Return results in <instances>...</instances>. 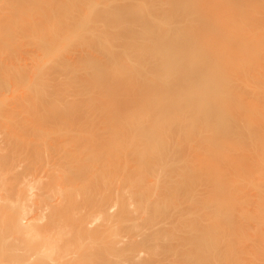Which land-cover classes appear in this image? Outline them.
Segmentation results:
<instances>
[{
	"label": "bare ground",
	"instance_id": "bare-ground-1",
	"mask_svg": "<svg viewBox=\"0 0 264 264\" xmlns=\"http://www.w3.org/2000/svg\"><path fill=\"white\" fill-rule=\"evenodd\" d=\"M9 1L12 5L4 14L5 18L0 21L1 38H10L12 40V36L16 34L18 29L20 35L28 34L37 36V33L34 31L35 25H42L44 17L41 19L40 16L34 18L33 16L35 14H44L41 11V0L30 2L29 8H20L21 12H27L29 9L31 12L30 18L19 16L18 14L9 18L13 15V12L12 15L8 17L11 24H6L5 20H8L6 17L19 7V5H16V0ZM223 1L224 5L218 8V13L209 16L212 28L219 33L217 36L207 40L205 25L197 27L201 24V21L206 18V11L211 9L205 6L204 0H192L190 4L185 3L183 5L172 4L171 0H148V5L139 11L131 8L130 4H125L119 8V19L117 21H133L140 31L139 34H136L135 31L129 33L127 36L128 39L122 44V47L119 45V48L121 47L120 49L122 50L117 49L118 51L112 52L104 62L102 59L92 61L89 57L91 45L93 43L88 40V38L84 41H79V43H74L76 46H74V44L72 45L77 51L71 49L68 54L74 51L75 53L65 57L64 55L56 56L55 59L53 55L48 59L47 52L56 47L57 43L52 44L49 39H41L34 43L36 44L35 47H37L32 48L33 51L36 50V52L34 51L35 55H30V53H28L30 56H33V59H36V61L35 59L34 61L32 58L30 59L33 63H37V61L40 63L44 61L45 63V61L48 62L51 58H53L51 60L55 61L52 64L53 67H51V70H43L42 68L39 70L40 68H38L37 72L35 71L36 68L31 71L27 69L31 74L33 72L32 75L28 74L30 75L29 78H31V76H35L36 78L38 75V77L45 79L48 76L51 77V74L57 73V70L63 71L68 77L69 73L72 72L74 68L76 70V64L78 65L80 60H82L83 64L86 66V70L91 73L90 77H86L87 79L94 77L97 70H100L98 85L101 89L100 96L104 98V101L101 102L103 104H101L100 107L108 109L114 106V102L105 103L111 96V91L103 85L104 74L106 72L108 73L111 67L110 74L108 73V75H113L116 78L113 84H115L120 91L125 87H130L132 83H126L125 80L121 79L123 78L121 74H130L127 68L131 67V65L133 66L139 58V63L143 70L141 75L145 78V81L139 88L142 89L144 93L143 95L135 97L133 101L137 110L135 114L132 109L124 108L122 115H124L126 128L120 127L117 129L116 122L114 121L108 123L110 128L114 130V142H104L101 139L100 141L99 138L102 133H99L98 138L96 135L99 131H96L97 133L94 131L96 133L94 136L91 134V131L90 133L87 132L90 134H88L89 136L92 135L91 138L88 136L87 138L86 135H81L85 137L83 138V142H81L82 140L79 141L80 137L79 140H77L75 137V135L78 134L75 129L76 127L74 126V128L71 129V126L75 124L80 127L83 122H79V119L75 121L76 123L71 122L73 125L70 126L71 128H67L71 133L66 132V127L62 128L63 123H65V126H69L70 123L67 120L73 119L71 121H74L75 119H70L65 112H63V114L65 113L64 118L63 115H61L62 120L60 119L61 116L59 118L62 125L58 130H62L59 135H56L57 139H60L59 137L62 136L61 140L58 141L54 138L55 136H53V141L50 140L52 139L50 138L48 141L51 142H48L45 137L50 136L48 135L50 131L45 133L46 131L40 130L34 116L35 125L37 126V131L35 130L36 128H34V134L31 135L34 136V138L29 136L28 138H30V140H23L25 137L23 138V136L19 134L20 127L18 126L17 129V124L12 127L11 119H8V117L12 118V113L10 115H5L6 111L1 113L0 120H9L11 124L7 122V126L3 125L5 131L4 135L2 134L0 136V152L3 153L4 149L5 152L13 151L11 145L17 144V140L20 137L21 139H19V142L21 144L27 142L34 143V145L36 142L33 139L39 138L40 142L43 143H40L39 140L36 141L43 144L42 152L35 147L29 158L26 157L31 161V158L34 157V159H38L40 156L38 154L44 153L43 156L45 155L47 160V174L45 173L47 180L45 178L43 180L44 175L33 176L30 182H26L28 187H24V185L23 187L18 186L15 193L7 195V198L10 200L8 201V205L10 206H8L7 209L0 208V264H264L263 232L261 235L256 234L250 236L253 233H259L262 229L264 231V174L260 175L258 181L251 179V174L248 175L249 177L246 176L248 177L246 178L245 175L247 174L244 171L245 167L241 164L240 171L241 174L244 175L241 176L243 178L245 177L246 183L248 182V184H246V189L242 186L236 187L233 175L229 172L226 174L217 162L220 156L222 159H227L231 157L230 151L236 146L243 148L245 145L249 144V142H251L252 145L254 144L257 153L261 154L260 161H264V141L261 140L259 123H256L258 120L264 119L263 115L260 114V112L253 113L249 109L247 103L243 99L246 93L244 89L238 95L237 102L243 115L238 114V117H236L234 113H231L228 99L232 95L227 89L225 80L220 75V72L226 67H234L235 69L242 68L240 81L244 82L246 85L254 76L255 71H257L255 67H258V63L255 62L257 60L255 56L259 52H257V50H259L260 47L262 32L253 33L255 31H252L251 38H253V40H241L240 43L231 44L230 42L234 39L242 38L243 31L249 27L250 20L245 17V14L250 11V4L255 2L264 9V0ZM88 2H90V0ZM103 2L108 3V1ZM239 4H245V7H238ZM192 7L196 9L195 15H193L194 10ZM104 8L105 7L100 8L102 12L99 11L100 13L98 12L97 14L95 13L98 11V8L97 11H93L92 13L91 11H86L87 13L84 15L85 19L83 18L79 24L81 25L83 22L86 23L85 20L87 19L88 26L92 28L89 23H93L95 20H101L102 15L106 11ZM188 8L193 10V12L187 10L181 14L183 10ZM65 13L70 14L71 12L66 11ZM177 14L180 15L178 18L175 17ZM12 18L13 21L11 20ZM181 22L184 24L182 25ZM252 22L255 27H264L261 19L256 20L253 17ZM176 23L177 25L181 24V27L179 25V29L194 27L197 28V31L194 32L189 29L186 30L185 34L182 36L179 31H176L179 29H174L175 27H173ZM256 23L257 26L255 25ZM63 27H59L57 32L61 35L63 33L68 35L71 31V29H68L70 26L68 25L66 28V25H63ZM158 31L161 32L160 35L156 34ZM216 37H223V42L220 44L216 40ZM54 38L56 40V37ZM202 40H206L205 46H202ZM77 43L80 46H78ZM79 47L82 48L79 50ZM190 48H192V51H188ZM16 54H20V52H16L12 55L16 57ZM28 54L27 56H29ZM27 56H22V59L24 57L27 58ZM42 56H44L45 59H43ZM126 57H128L130 61ZM37 58L39 60H37ZM107 61L109 63H106ZM124 61L127 62L125 63ZM126 64L129 67L126 66ZM184 64H190L187 67L193 68L192 72L194 74L192 78H194V80L191 82L184 78L183 70L180 72V68ZM41 65L45 67L44 64ZM116 65L119 67H116ZM121 66L124 69H121ZM124 71L125 73H123ZM129 74L125 76H129L128 78L132 80ZM77 76H79V74ZM177 77L181 79L182 82L187 81L188 84L191 83L194 87H197V89L190 86L189 90H185L180 83V88L171 93L170 90L173 88L175 84L174 81ZM84 78L85 77L81 78V76H79L80 81ZM79 79L77 78V83ZM252 80H255V77H253ZM45 83L47 84L48 82L45 81ZM74 83L72 79L66 80L65 85L70 88L71 86L73 87ZM206 85L211 87L210 92H206L203 89ZM75 86L74 84V87ZM47 90L46 94L49 92V89ZM79 91L81 92L78 93V95L82 94V91L85 92L82 88H80L78 92ZM42 95L46 97L45 92ZM213 95H215V97H213ZM145 97L148 98V108L143 106ZM190 98H198V101L191 107L184 106L183 100ZM42 101L43 100H41V102ZM169 101H178V103L172 105L168 110V112L172 114L171 118L156 115L159 113L160 108ZM101 108L100 111L103 109ZM106 109L105 112H107ZM121 109H119L120 113H122ZM214 109L218 111V114L209 124L199 120L201 117L205 118L210 111ZM15 110L12 109V111L9 112L15 114L17 113ZM154 110H156L157 113H155ZM35 111L37 112V110ZM165 112L166 111H161V114ZM145 113H155L154 118L158 119L159 123L158 129L153 127L143 129L140 121L144 119ZM189 115H192V118H189ZM18 116H14L13 118ZM42 116L43 115H39L38 118ZM107 116L111 117V120L113 119L111 115L108 114ZM105 117V114H103L101 121H105ZM109 117H106V120L110 119ZM26 119L27 118H25V120L22 119L24 124L25 121L27 124L30 118ZM172 119L190 123L188 133H185L181 129L171 127L169 124ZM231 119L237 121L238 129L235 130L233 126L228 127V125L233 124ZM30 122L33 121L31 120ZM30 122L28 123V130L30 124L32 125ZM41 122L42 119L40 124ZM78 122L79 124H77ZM1 123L2 122H0V125ZM66 123L69 125H66ZM90 123L92 125L94 121ZM25 126L27 127V125ZM55 126L56 125H54V127L51 126L50 128H57ZM41 127L43 128L44 125ZM6 128L9 130L7 131ZM23 128L25 129V127ZM90 128L91 127L88 129ZM14 129L18 132V138ZM74 129L76 130V134H74ZM39 130L41 135L38 136L37 134H40V132H38ZM58 130L56 129V131ZM124 131H129V136L125 137ZM156 131L166 132L167 135H181V138L178 139L179 144L182 142L190 143L196 147H203L198 151H193L192 154H194L196 158L206 159L204 165L205 171L202 172V178H200L199 173H195L193 178L200 181L202 186H205L207 191L206 196L204 197L203 194L199 196L198 188L195 184L180 181L178 185L174 186L178 191L182 189L187 193L188 199L197 204V206L182 209L178 205L172 207L165 205L167 204V200L170 199L168 197L166 200L168 195L167 177L165 179H160L159 181L161 182H153L150 181L147 176H141L149 168V164L146 160H143L144 158H166L173 154V149L159 151L160 142L157 138L149 136ZM43 132L45 134H43ZM52 132L56 133L55 131H51V133ZM66 133L71 135L73 133L74 135H72V137L77 140V143L76 140L74 142V139H69L67 136L69 134L66 135L69 139L68 141L66 136L62 135ZM211 133L216 134V140L210 138ZM228 134L233 135L236 139L227 141L226 137ZM167 137L164 139L165 145ZM41 139L46 140L41 141ZM246 140H249V142H244ZM5 143L9 147L8 149L5 146L1 147ZM227 144L235 146L226 149L225 147ZM127 149L140 160L135 168L137 175L139 174L140 176L138 175L139 177L136 181H134V179L131 181L127 178V180H129V185L127 184L126 188L124 187L126 185L125 183L123 184L124 186L122 184L118 186V184L115 183L116 179L111 175L112 171L108 170L109 172H106L101 167L103 171L100 172V170L97 172L99 170V168H97V174H93V172L90 171V167L92 166L91 163L96 165L99 164V162H101V166L103 163V168L108 164L105 168L110 169L113 164L102 162L101 158L107 159V157L119 156L121 153H125ZM20 155H22V153ZM183 155L187 157L190 155V152L184 153ZM95 157H99L98 163ZM86 158L92 161L89 163L91 165L88 168V163H83ZM106 159H103V161H106ZM77 160H80L79 164L82 165H79ZM125 160L127 161L128 157L125 158ZM83 164L85 166H83ZM94 165L91 167V170H93ZM124 165H127L126 162ZM96 167L98 166H95V168ZM83 168L88 171H86L88 175H91L88 176L84 174L85 171H82L84 170ZM262 169L264 171V165H262ZM243 172L245 173L243 174ZM77 173L79 174L77 175ZM230 174L231 176H229ZM227 175L229 178L225 177ZM126 176L128 177V175ZM92 177L96 181H94ZM108 177L111 179V183H108V181H110L109 179L107 180ZM98 181H105L107 184L104 182L102 186L101 182ZM108 184L109 186H107ZM115 184L117 187H112L116 186ZM10 188H13V186ZM33 188L35 190H32ZM26 200H28V203L24 202ZM235 205H253L254 207H241L244 211L238 212L234 207ZM233 214H238L242 220L255 218L257 226H242L241 231L243 234H246V236L235 237L232 225ZM182 218L184 219V223L183 226L179 228V221Z\"/></svg>",
	"mask_w": 264,
	"mask_h": 264
},
{
	"label": "rangeland",
	"instance_id": "rangeland-1",
	"mask_svg": "<svg viewBox=\"0 0 264 264\" xmlns=\"http://www.w3.org/2000/svg\"><path fill=\"white\" fill-rule=\"evenodd\" d=\"M16 1H17L16 5H19V7L16 10H13L6 18L8 19V17L10 15H12L13 12H14L13 15L10 16L9 18L14 17L16 14H18L19 16L21 15V16H25V17L30 18V16H31L30 10L28 9L27 12H21L20 8L21 7L29 8L30 2H35L36 0H16ZM88 1H86V0H41L40 1L41 5H42L41 11L44 14H42V15L35 14L33 16V18L36 16H40L41 19L44 17L42 25H40V24L35 25L34 31L37 33V36H31L28 34L20 35L18 33L19 29L17 30L16 34L12 36V38H13L12 40L10 38H1V36H0V50H1L0 51V110H1L0 115L3 111H6V113L4 112L5 115H7V114L10 115L12 113L11 114L12 118L8 117V116L7 117H8V119L9 118L11 119L12 127L15 124H17V129H18V126L20 127L19 128L20 129L19 134L22 135L23 138L25 137L24 139L22 138L23 140H26V139L30 140V138H28V137L33 135L35 130L37 131V126L40 127V130L46 131L45 133H48L50 131L49 132L50 134L48 133V135H50V136L45 137V138H47V141H48V139L52 138L53 136H55L54 138L57 139L56 135H59L60 131L62 130V129L60 131L58 130L61 128V125H62V123H60L61 122L60 119L62 120L61 115H63V118H64V115L66 113L70 117V119L74 118L75 120L74 121H71L73 119L67 120L70 123V125L68 123H66V125H69V126H65L64 125L65 123H63L62 128L66 127V129H67V128L72 127L71 129H73L75 126L76 127L75 129L77 130L78 134H76L75 129H74L75 130L74 134H76L75 137L77 140H79V137H80L79 141L82 140L81 142H83V140H84L83 138H85V137L81 136V135H86V137L88 136L91 138L92 135L89 136L90 131H91V134H93V136H94V134H96L99 131L96 134L97 138H98L99 133H102V135H101L102 137L100 136L99 140L101 139L104 142H114V137H113L114 130H112L110 128L108 123L110 121H114V122H116L117 129H119L120 127L126 128L125 119L123 117L124 115H122L124 112V108L126 107V109L127 108L132 109L134 114L137 112V110L133 104V101H134L135 97L143 95L144 91L142 89H140L139 86L145 81L144 76L141 75L143 73V70H142L141 64L139 63V58L133 66L131 65V67H129L126 64V66L129 67V68H127V70L129 69L130 74L129 73L128 74L131 76L132 80L128 78L129 76L126 77L128 75L127 73L121 74V75H123L122 76L123 78H121V79L125 80L126 83H132V86L125 87L121 91H120V89H118L116 87L115 84H113V81L116 78L113 75H108V73L110 74L111 67L109 68L108 73L106 72V69H105L106 73L104 74V77H103V85L107 89H109V91H111V96L106 100L105 103H107V102L111 103L112 101L114 102V106L109 107L108 109L103 108V107H102L103 108L102 109L100 107L101 104H103L101 102L104 101L103 100L104 98L102 96H100V90L101 89L99 88V85H98L99 80H100V74H99L100 70H97L96 75L94 77L87 79L86 77H90L91 73H90V71L86 70V66L83 64L82 60H80L78 65L76 64L77 62L75 61L76 63H74V64H76V66L75 65L74 66L76 67V70L74 68L72 70V72L69 73L68 77L65 75V73L63 71L57 70V73H53L54 75L51 74V77L50 76L47 77L48 79L38 77V75L36 76V78H35V76H31L32 79L29 78L30 75H28V74H31L30 71L35 70V68H36L35 71H37V72H38V68H40L39 70H41V68L43 70H45V69L51 70V67H53L52 64L55 61V60L53 61L51 59H53V58L55 59L56 56L58 57L60 55H62V56L64 55V57H65V56H68V55L75 53V51H77L74 49L75 48L74 46H76L75 45L76 42L79 43V41H84V40H86V38H88V40H90L93 43L91 45L89 57L92 59V61L102 59L104 62L112 54V52H114L117 49H120L122 47V44L124 42H126V40L128 39L127 36L129 35V33H132V31H135L136 34H139L140 29L134 24L133 21H130V20L117 21L119 19L118 11H119V8L125 4H130L131 8L136 9V11H139L141 9H144L148 5V0H90V2H88ZM103 1H108V3H104ZM171 1H172V4H178V5H183L185 3L190 4L192 2V0H171ZM204 2H205V6L211 8V9L206 11V15H207L206 18H204L201 21V24L197 27H200L201 25H205V35H206V40H207V39H211L214 36H217L219 33L218 31H216L212 28L209 16L217 14L218 8L222 7L224 5V1L223 0H204ZM11 5L12 4L9 0H0V21L5 18L4 14L8 11V9L11 7ZM250 6H251L250 11L245 14V17L250 20L249 27L243 31L242 38L234 39L233 41L230 42V44L231 43H240L241 40H253V38H251V34H252L251 32L252 31H255L253 33H261L262 32L259 50L256 49L257 52L258 51L259 52L255 56L257 59L255 62L258 63L257 64L258 67H255L257 71H255L254 76L250 72L252 74V76L255 77V80H252L253 77L251 79L248 77L250 79V81H248V83L246 85L244 82L240 81V75L242 74V68L235 69L234 67H231V68L226 67L225 69H223L220 72L221 77L225 80V83L227 84V89L230 91V93L232 95L228 99L230 102V106H229L230 112L234 113L236 117H238V114L243 115V112L239 109L238 103H237L238 102V95L243 91V89H244V91H246L243 99L247 103L249 109L253 113L260 112V114H262L264 117V27L263 26L262 27H259V26L255 27L253 25V22H252V19L254 17L256 20L261 19V21L263 22L262 24H264V9H262V7L257 5L255 2H252L250 4ZM102 7H105L104 9H106V11L103 10V11H105V13H104L105 15L104 14L102 15L101 20H95L93 23H89L92 26V28L88 26L87 19L85 20L86 23L83 22V23H81V25L79 24V22L83 18L85 19L84 15H85V13H87L86 11H88V12L91 11V13H92L93 11H97V8H98V11L95 13V14H97L99 11L102 12V10L100 9ZM238 7L243 8V7H245V4H239ZM192 9L194 10L193 15H195L196 14L195 7L194 8L192 7ZM187 10H191V9H189V8L185 9L181 12V14ZM193 10H191V11L193 12ZM66 11H70L71 13L67 14V13H65ZM92 15H94V14H92ZM179 16H180L179 14L175 15L176 18H178ZM11 20L13 21V18ZM10 22L11 21L9 19L5 20L6 24H11ZM183 24L184 23H182V25ZM13 25H15V24H13ZM63 25L64 26L66 25V28L68 25L70 26V28H68V29L69 30L71 29V31L68 33V35L66 33H63L61 35L57 32V29L59 27L62 28ZM179 25L181 27V24H179ZM179 25H177V23H176V25L174 24L173 25V27H175L174 29H176V28L179 29ZM255 25L257 26V23ZM189 29H191L194 32L197 31V28H194V27H191L188 29L183 28V29H179L176 31H179L180 35L183 36L185 34V31L189 30ZM69 30H67V31H69ZM156 34L160 35L161 32L158 31V32H156ZM54 37H56L57 41L55 40ZM41 39H45V40L49 39L52 44L57 43L56 47H54L52 50L47 52L48 59L53 55V58L50 59L51 61L50 60L48 62L45 61V63H47V64H45L44 61H41L43 63H40L39 61H37V63H33L35 58L33 59V56H30L36 52V50H34L35 52L32 50V48H37V47H35L36 44H34V43L38 40H41ZM206 40H202V46H205ZM216 40L221 44L223 42V37H216ZM78 43H77V45L80 46ZM80 43H82V42H80ZM73 44H74V46H72ZM119 45H121L120 48H119ZM80 48H82V47H79V50H80ZM71 49H74L75 51L73 53L70 52L71 54H68V52L71 51ZM120 50H122V49H120ZM188 51H192V48H190ZM16 52L17 53L20 52L21 55L24 54L22 56H25V57L27 56L28 53H30V55L28 54L30 57L29 56H27V58L24 57L23 58L24 60L22 59V56L20 54H16V57H14L12 54H14ZM10 57H11V60H10ZM13 57L15 58V60ZM81 57H83V56H81ZM31 58L33 61L30 60ZM42 58L45 59L44 56H42ZM126 58H128V57H126ZM37 60H39V59L37 58ZM30 61H31V63H30ZM35 61H36V59H35ZM129 61H130V59H129ZM117 62H118V60H117ZM106 63H109V62L107 61ZM121 63H122V59H121ZM37 64H39V65H37ZM41 64H44L46 68L44 66H42ZM252 64H254V63H252ZM189 65L190 64H184L180 68V72H181V70H183L184 78H186L189 82H191L194 80V78H192L194 73L192 72L193 68L187 67ZM71 66H70V68H71ZM253 66H251V67H253ZM116 67H119V66L116 65ZM32 68H34V69H32ZM120 68L124 69L122 66ZM27 69H29L30 71H28ZM252 71H254V70H252ZM123 73H125V71ZM32 74H33V72H32ZM78 74H79V76H81V78H83V77H85V78L80 81L79 76H77ZM27 75H28V78H27ZM44 75H47V74H44ZM24 76H26V77H24ZM77 78L79 79L78 83H77V81H78ZM36 79H39V80H36ZM71 79H72V82L73 81L75 82L74 84L76 86L74 87V84H73V87L71 86L69 88L67 85H65V82H66V80H71ZM45 81H47L49 84L48 83L46 84ZM174 82H175V84H174L173 88L170 90L171 93L177 91L180 88V83L182 84V86L185 90H189L190 86L197 89V87H194L191 83L188 84L187 81L182 82V80L179 79L178 77L176 78V80ZM80 88H82L83 90H85V92L86 91L87 92L85 93L82 91V94L78 95V93L81 92V91L78 92V90ZM47 89H49V92H47V94H46ZM203 89L206 92L211 91V87L209 85L204 86ZM54 90H55V92H54ZM44 92H45L46 97H44L42 95V94H44ZM56 92H58V93H56ZM50 93H51V95H50ZM83 93H85V94H83ZM53 95H54V97H53ZM49 96H51V97H49ZM213 97H215V95H213ZM37 99H39V100H37ZM41 100H43L42 102L44 105L42 104ZM147 100H148V98L145 97L144 101H143V106H145V107H147ZM197 101H198V98L186 99V100H183V105L186 107H191ZM176 103H178V101H169L162 108H160L159 113H157L156 110H154V112L157 113L156 115H161V116H165L167 118H171L172 114H171V112H168V110L172 105H174ZM39 104L41 105V107ZM105 106H107V105H105ZM99 107L102 109V111H100ZM15 108H16V110H15ZM2 109H4V110H2ZM12 109H14L17 113L14 114L13 112H9V111H12ZM105 109L107 110V112H105ZM119 109H121L122 113H120ZM35 110H37V112ZM40 111H42V112H40ZM161 111H166V112L161 114ZM63 112H65V113L63 114ZM37 113H38V115H37ZM39 113H42V114H39ZM126 113H128V112H126ZM155 113H145L144 114V119L140 121V124L143 127V129H146L147 127H153L155 129L159 128L158 119L154 118ZM103 114H105L106 117H109V116H107L108 114L111 115L114 120L113 119L111 120V117H109L110 119L106 120V117H105V121H101L102 120L101 117ZM217 114H218V111L214 109V110H211L210 113L205 118L201 117V118H199V120L209 124L217 116ZM27 115L31 116V117L34 116L36 118L37 126L35 125L34 117L31 118V117H28ZM39 115H43L42 116L43 118L42 117L38 118ZM14 116H18V117L13 118ZM60 116H61V118H60ZM188 117L192 118V115H189ZM21 118L24 120H25V118H27V119L30 118L33 122H30L31 121L30 119H28V121L30 123H32V125L30 124V128H31V126H32V128L31 129L29 128V130H28L27 128L29 127L28 126L29 122L26 124V121H25V124H24V122L22 121ZM41 119H42V122L40 124ZM77 119H79L78 120L79 122L80 121L83 122L80 127L78 125L72 124L73 122L76 123L75 121H77ZM9 120H7V121H6V119L4 121H3V119L0 120V122L4 123V124L1 123V125H0V136L2 134L4 135V131H5L4 128L5 127H3V125L7 126L6 124H7V122H9ZM51 120L53 121V123ZM5 121H6V123H5ZM15 121H18V122H15ZM91 121H92V123L94 121V123L92 125L90 123ZM79 122L77 124H79ZM231 122L233 124L228 125V127L233 126V128L235 130L238 129L237 121H233L231 119ZM11 123L9 122L8 124H11ZM21 123H22V126H21ZM256 123H259L261 140L264 141V119H260ZM25 125H27V127ZM42 125H44L43 128L41 127ZM50 125L52 127H54V125H56L55 127H57V128H50L51 127ZM71 125H73V126H71ZM169 125L173 128L181 129L185 133H188V131L190 129V123H184L181 120H177V119H172L170 121ZM10 127H11V125H10ZM23 127H25V129ZM89 127H91V128L88 129ZM7 128H6V130H7ZM34 128H36V129L34 130ZM56 129L58 131H56ZM66 129H65V131H66ZM15 130L16 129H14V131ZM40 130L38 132H40ZM51 131H55L56 133H54V132L51 133ZM94 131L95 132L97 131V132L95 133ZM66 132L71 133V131H69V129H67ZM87 132H89V133H87ZM45 133L43 132V134H45ZM17 134H18V132H16V135ZM67 134H69V133L62 134V135L66 136ZM74 134L72 133V135H74ZM37 135L38 136L41 135V132H40V134H37ZM70 135L71 134H69L67 136L69 137V139L72 138V140H73L74 138L72 137V135L70 137ZM26 136H27V138H26ZM67 136H66V138L68 139ZM124 136L125 137L129 136V131H124ZM149 136L157 138V140L160 142V147H159L160 152L164 151V150H168V149H171V150L173 149L174 151H173L172 155H170L169 157H166V158H164V157H160V158L146 157V158H144L143 160H146V162L149 164V168L147 167L148 170L145 171L144 174L141 173L142 174L141 176L145 175V177L147 176V178H149V180L153 181V182L154 181L158 182L160 179H162V178L165 179L167 177L168 195L166 197V200L168 197L170 199L167 200V204H165V205H168L171 207L174 205H178L182 209H185L186 207L197 206V204H195L194 202H192L188 199L187 193H185L182 189L178 191L176 188H174V186L178 185L180 183V181H184V182H187L190 184H195L198 188L199 196H202V194L204 197L206 196L207 191H206L205 186H202L200 184V181L195 180L193 178V175L195 173H199L200 178H202L203 177L202 172L205 171L204 165H205L206 159L196 158L195 155L192 154L193 151H198L203 147H196L190 143H182L181 142L179 144L178 139L181 138V135H179V134L167 135L166 132L156 131L154 134H151ZM167 136H170V137H167ZM18 137H19V135H17V138ZM31 137L34 138V136H31ZM61 137L62 136H60L59 137L60 139H57V140L58 141L61 140ZM165 137H167L166 138V145L164 144ZM210 138L212 140H216L217 136H216V134L211 133ZM19 139H21V137ZM19 139L17 140L18 142H19ZM56 139H55V141H56ZM69 139H68V141H69ZM76 139H74V142ZM226 139H227V141H233L236 138L233 135L228 134ZM33 140H35V142H36L35 145H34V143L25 142L24 144H21L19 142V144H18V142H17L18 145L17 144L11 145L13 148V151L5 152V149L3 148L5 153L0 152V178H1L0 179V197H1L0 208L7 209L8 206H10V205H8V203H9L8 201H10V200L7 198L8 197L7 195L15 193L18 186L23 187V185H24V187H28V184H26V182H28V181L30 182L31 178L33 176L44 175L43 180H44V178L47 180V177L45 176L47 174L46 173L47 160H46V156L45 155L43 156L44 153L38 154V155H40L39 157L41 159L39 157H38V159L37 158L34 159V157H33V158H31L32 162L30 160H28L30 154L33 152V148H35V147L38 148L37 150H40V152H42V150H43V144H40L43 142H40L39 138L33 139ZM36 140H39L40 143ZM42 140L45 141L46 139H41V141ZM50 140L53 141V138ZM77 140H76V143H77ZM48 142H51V141H48ZM244 142L247 143V142H249V140H246ZM80 145H81V143H80ZM3 146H5L7 149L9 148L6 143L4 145H2L1 147H3ZM233 146H235V145L227 144L225 148L230 149ZM242 151H243V154H242ZM187 152H190V155L187 157H184L183 154L187 153ZM17 153H18V156H17ZM21 153H22V155H20ZM103 155H105V154H103ZM230 156L231 157H229L227 159H222V158H220L221 157L220 156L218 158L217 162L219 163L220 167L226 172V174H227V172H229L233 175L234 180H235V181L234 180L233 181H234V184H236V187L242 186V187H244V189H246L247 188L246 184H248V182L246 183L245 177L248 176L249 174H251V179H254L255 181H258L260 175L264 174V171L262 169V165H264V161H262V162L260 161L261 154L257 153L255 145L254 144L252 145L251 142H249V144L245 145L243 148L236 146L232 151H230ZM44 157H45V159H44ZM99 157H102V156H99ZM99 157L98 158L95 157L97 163L99 162L98 161ZM127 157H128V160L126 161L125 158H127ZM89 158H91V157H89ZM103 159H106V158H103ZM103 159L101 158L102 162H109L111 165L113 164L112 167L109 166V167H111L110 169L105 168L106 165H108V164H106L103 168V163L101 166V164H100L101 162H99L100 165L96 164V163H95L96 165H94L93 163H91L92 166L94 165L93 170H91L92 166L90 167L91 164H89V163L92 161H91V159H88V158L84 159L83 163L84 162H85L84 164L88 163L89 166H87V168L90 167V171L93 172V174H97V172H99L101 170V168L104 169L106 172L108 170L112 171L111 175H113L115 177L114 178V179H116L115 183L118 184V186H121L119 184L123 185L125 183L126 185L125 186L123 185L125 188L127 187L129 180L132 181V179H134V181H136L138 179V177L140 176L139 174H138L139 176L137 175V171L135 170V168L137 167L138 162L140 160L137 158V156L135 154L131 153L129 149H127V151L125 153H123V154L121 153L119 156H116V157L113 156L111 158L107 157L106 161H103ZM77 161L79 164L80 160H77ZM94 162H95V159H94ZM125 162L127 164L126 166L124 165ZM81 163H82V161H81ZM84 164H83V166H85ZM241 164L244 165L243 167H245V170L243 169V167H242V169L247 174V175H245L244 178L242 177L244 175H242L241 171H240ZM79 165H82V164H79ZM95 166H98V167L95 168ZM97 168H99V170L96 172ZM82 171L83 172L85 171L84 174L88 175V173H86L87 170L84 169ZM102 171L103 170H101L100 172H102ZM245 172H243V174ZM1 173H3V174H1ZM78 174L79 173H77V175ZM89 174H90V172H89ZM231 174L229 176H231ZM74 175H76V174H74ZM90 175H88V176H90ZM126 175H128V177ZM109 176H110V174H109ZM125 177H126V179H125ZM225 177L229 178L228 175ZM248 177H246V178H248ZM127 178L129 180H127ZM108 179L110 180V181H108V183L109 182L111 183V179L109 177L107 178V180ZM93 180H94V178H93ZM125 180L127 181V183ZM94 181H96V180H94ZM231 181H232V177H231ZM98 182H101V181H98ZM104 182L105 181L101 182L102 186L104 185V184H102ZM159 182H161V181H159ZM25 184H26V186H25ZM96 184H98V183H96ZM147 184H148V182H147ZM112 185H114V184H112ZM11 186H13V188H10ZM107 186H109V184ZM112 187H117V185L112 186ZM122 187H119V188H121L123 190L124 188H122ZM32 190H35V189L33 188ZM30 201H32V200H30ZM24 202L28 203V200H26ZM1 206H3V207H1ZM234 207L236 208V210L238 212H243L244 210L241 207L253 208L254 206L253 205H235ZM183 221H184L183 218L180 219L179 228H181L183 226V223H184ZM232 225H233L234 236L235 237H243V236H246V234L242 233V231H241L242 226L251 225L253 227H256L257 222H256L255 218H250L248 220H242L238 216V214H233L232 215ZM261 233L264 236L263 229L259 233H253L250 236H254L256 234L261 235Z\"/></svg>",
	"mask_w": 264,
	"mask_h": 264
}]
</instances>
